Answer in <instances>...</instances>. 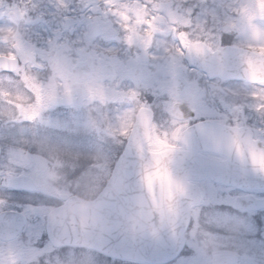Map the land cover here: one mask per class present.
I'll list each match as a JSON object with an SVG mask.
<instances>
[{"label":"flooded vegetation","instance_id":"1","mask_svg":"<svg viewBox=\"0 0 264 264\" xmlns=\"http://www.w3.org/2000/svg\"><path fill=\"white\" fill-rule=\"evenodd\" d=\"M15 2L4 0L5 4ZM35 2L43 5V19L25 27L22 14L15 16L16 27L0 37V53L8 50L5 39L8 45L20 44L24 31L29 46L23 45L19 54L30 59V49H34L38 62L50 61L58 87L91 81L108 98L100 103L81 92L71 102L57 100L37 119L27 120L0 96V264H94L71 253L101 256L105 260L100 264L130 263L83 246L54 245L47 235L48 214L64 204L66 197L94 198L107 181L113 156L117 159L128 145L150 149L156 137L151 134L150 138L149 115L161 131H168L169 142H174L171 133L179 129L177 146L215 161V168L230 167L235 158L226 154L235 150L246 153L242 155L246 158L257 136L248 128H264V116L255 110L264 111V81L230 76L231 70L224 65L230 63L226 53L232 48L264 54V2L249 4L252 14L246 19V14L214 19L201 13L204 7L216 5L209 0H152L154 10L163 9L156 19L167 23V28H181L189 46H202L199 55L195 48L192 54L181 55L167 29L157 34L149 48H129L116 19L104 7H97L103 0H66L67 9L56 8V0ZM189 9L192 16L182 17ZM137 15L143 17V10H137ZM143 42H150L147 34ZM71 57L78 64L68 79L67 69L74 63ZM189 57L202 67L191 66ZM31 74L47 83L51 68L34 69ZM0 91L26 94L22 78L2 70ZM118 93H135L139 106L149 110L138 115L137 126L144 131L136 132L133 139L115 131L124 113L136 107L131 97L118 98ZM203 123L235 131H199ZM121 129L126 130L124 125ZM200 135L208 141H199ZM77 137L89 156L85 164L59 158L74 150L68 142ZM213 137L216 145L209 149ZM96 153H105L112 161L108 166L97 163ZM189 184L197 189L200 200L190 207L185 245L173 262L264 264V189L240 188L209 177ZM249 197L261 201V208H237L238 198ZM220 255L226 257L216 258Z\"/></svg>","mask_w":264,"mask_h":264},{"label":"water","instance_id":"2","mask_svg":"<svg viewBox=\"0 0 264 264\" xmlns=\"http://www.w3.org/2000/svg\"><path fill=\"white\" fill-rule=\"evenodd\" d=\"M233 68L264 79V56H244ZM140 150L132 145L126 148L96 199L69 197L49 214L47 227L52 242L84 245L118 259L163 264L172 260L183 245L193 196L187 180L208 173L211 178L236 185L264 186V168L256 160L248 159L244 168L234 170L201 169L204 160L193 153L179 152L170 166V182L163 171L155 176L153 166L143 171L150 156L145 151L141 159ZM178 184L186 187V197L179 195Z\"/></svg>","mask_w":264,"mask_h":264},{"label":"snow or ice","instance_id":"3","mask_svg":"<svg viewBox=\"0 0 264 264\" xmlns=\"http://www.w3.org/2000/svg\"><path fill=\"white\" fill-rule=\"evenodd\" d=\"M56 8L67 9L70 6L66 0H56ZM97 7H104L106 14L115 18L117 23L116 26L123 30V41L129 47L149 48L157 34H162L165 29L168 33L175 37L173 43L175 47L181 51V55L184 52L192 54V49L195 48L197 55L202 53V46L200 45H188L187 39H185V32L181 28L173 26L167 28V23L163 20H157L158 16L163 15V9H155L152 4V0H130L128 3H117L116 0H103V4ZM137 10H143L144 16L139 17ZM23 20L27 21L25 27L33 23V21H39L43 19V5L36 3L35 0H17L15 3L5 4L4 0H0V37L4 36L5 31L11 32L16 27L14 17L21 15ZM23 22V21H22ZM188 28H191L190 23L187 24ZM134 30V34L132 31ZM147 34L149 38L148 43L143 42V37ZM194 34H193V37ZM20 44L8 45L7 40L4 43L7 47V51L0 53V70L5 72H12L15 75L22 78L23 85L25 87V95L16 94L13 96L11 92L0 91V96H3L8 103H10L16 110L17 114L27 120L37 119L41 112L51 103L64 99L71 102L78 93H85L90 100L104 103L108 98L101 91L94 89L91 81H84L79 84H73L69 86L64 84L62 87H58L55 83L57 76L53 70L52 64L38 62L34 49H30V59L24 55L19 54L23 45L29 46L28 36L23 31L20 36ZM183 41V42H182ZM51 43V41H49ZM165 51H170V48H165ZM72 63L67 69V78H71V73L76 70L78 60H74L71 57ZM51 68V74L48 77L47 83H42L40 77L32 75L34 69H40L43 72L47 68ZM105 86V81H104ZM106 87V86H105ZM135 93H118L117 97L133 99V103H136V107L131 108L128 112L120 118L121 123L117 125L115 131L116 134L122 137L132 139V135L136 132H143L137 126V117L144 112L149 114V110L146 107L139 106L135 100ZM253 98L256 99V94H252ZM261 116H264V111H261L256 107L255 109ZM182 116L183 114L180 113ZM172 122L175 123L174 117L172 116ZM121 125L125 126L126 130L121 129ZM149 134H155V143L151 145L150 149H141L139 154L141 159L144 158L145 150L150 156V160L144 165L143 171L148 169L150 166L156 168L155 176H159L161 171L170 182L173 181L172 172L170 166L174 162V158L177 153L181 152L182 149L177 146L175 141H179L181 137L178 136L179 129L171 133V141L169 142L168 131H161L156 125L152 123L149 115L147 122ZM187 127V125H185ZM250 132L256 133V145L264 149V128L251 129ZM111 130V129H110ZM242 157V154H239ZM152 177H149V184L151 186ZM186 183V182H185ZM187 184V183H186ZM179 195L186 197L188 191L185 186H180Z\"/></svg>","mask_w":264,"mask_h":264},{"label":"rangeland","instance_id":"4","mask_svg":"<svg viewBox=\"0 0 264 264\" xmlns=\"http://www.w3.org/2000/svg\"><path fill=\"white\" fill-rule=\"evenodd\" d=\"M211 2H213L216 5H212L210 7H204L203 9H201V13L204 12V17H209V18H214V19H220L222 17L224 18H235L237 19L239 16L246 14L247 16L245 17V19L248 17V15H251L252 12H249V4H253V3H261L264 2V0H209ZM188 2H192V1H188ZM232 3V7H230L228 5V3ZM228 7H230L229 9H227ZM184 14H182V17L186 18H190L192 16V13H194L192 10H187V11H183ZM224 14H229L230 16H223ZM259 19V16H258ZM69 145L74 149L70 154H60L59 158L60 159H68L74 163H82L85 164L87 163V161L89 160V156H87V154L84 152V150L81 147L82 141L79 140V138H75V140H72L70 142H68ZM95 159L97 163H102V165H107L108 163H110L112 161V159H110V157L108 155L101 154V153H96L95 155ZM114 161V159H113ZM112 163L110 164V168ZM109 169H107L108 172ZM103 183V182H102ZM72 256L76 257V258H83V259H87L89 261H91L94 264H100L101 261H104L105 259H103L101 256L98 255H94L93 253H71ZM100 262V263H99ZM107 264H122V263H118V262H108ZM124 264H131V263H124ZM134 264V263H132ZM172 264H185L183 262V260L179 261H175Z\"/></svg>","mask_w":264,"mask_h":264}]
</instances>
